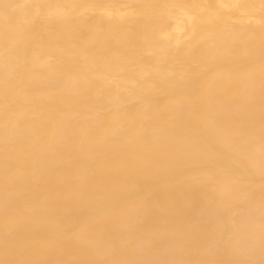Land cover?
<instances>
[{"label":"bare ground","instance_id":"obj_1","mask_svg":"<svg viewBox=\"0 0 264 264\" xmlns=\"http://www.w3.org/2000/svg\"><path fill=\"white\" fill-rule=\"evenodd\" d=\"M0 264H264V0H0Z\"/></svg>","mask_w":264,"mask_h":264}]
</instances>
